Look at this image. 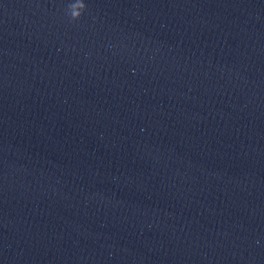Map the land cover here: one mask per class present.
I'll return each mask as SVG.
<instances>
[{"label":"clouds","instance_id":"clouds-1","mask_svg":"<svg viewBox=\"0 0 264 264\" xmlns=\"http://www.w3.org/2000/svg\"><path fill=\"white\" fill-rule=\"evenodd\" d=\"M69 7H71V18L76 20L80 18L82 11L86 8V5L83 3V0H76V2L71 4Z\"/></svg>","mask_w":264,"mask_h":264}]
</instances>
